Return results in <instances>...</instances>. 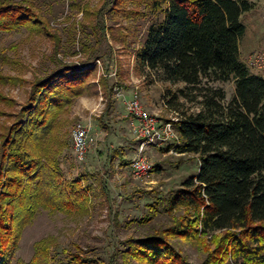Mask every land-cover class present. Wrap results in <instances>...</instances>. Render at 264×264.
I'll use <instances>...</instances> for the list:
<instances>
[{
  "label": "trees",
  "instance_id": "1",
  "mask_svg": "<svg viewBox=\"0 0 264 264\" xmlns=\"http://www.w3.org/2000/svg\"><path fill=\"white\" fill-rule=\"evenodd\" d=\"M163 5L162 20L148 27L134 52L135 65L163 83L183 84L177 93L190 102L199 98L200 109L178 119L174 130L179 143L175 150L197 155L199 167L163 206L166 213L185 209L174 226L124 241L117 256L123 264H188L169 244L170 238L194 239L215 233L209 264L229 260L264 264V77L250 74L238 50L244 34L241 15L252 3L150 0L151 10ZM32 8V0H0V33L23 28L46 31ZM60 64L32 83L26 104L1 138L0 264L11 263L20 233L38 208L86 216L92 196H97L95 183L104 191L99 175H79L72 180L63 176L60 159L68 143L56 138L60 119L89 89L94 67ZM229 81L234 84V94L224 104V92L207 85ZM102 85L108 112L114 106L113 93L104 82ZM121 157L114 150L109 164L120 158L121 165H128ZM160 204L150 208L156 213ZM51 245L47 239L37 242L28 264H47ZM76 259L72 255L68 264H77ZM109 264H115L113 259Z\"/></svg>",
  "mask_w": 264,
  "mask_h": 264
},
{
  "label": "rangeland",
  "instance_id": "2",
  "mask_svg": "<svg viewBox=\"0 0 264 264\" xmlns=\"http://www.w3.org/2000/svg\"><path fill=\"white\" fill-rule=\"evenodd\" d=\"M32 2L35 17L47 26L46 31L23 28L0 33V144L2 135L26 104L36 79L59 63L81 69L94 67L88 79L89 89L62 115L56 138L68 143L60 159L64 178L99 175L105 187L103 191L95 183L97 196H92L86 216L38 208L22 229L10 264H28L34 257L35 244L45 239L52 244L47 264H68L72 255L77 257V264H109L112 259L115 264H123L117 251L121 252L124 241L165 231L183 216L184 208L166 213L163 206L184 181L197 174L199 167L198 156L178 153L175 147L179 143L172 140L146 148L145 157L158 167L152 169L144 182L135 180L129 165L135 157L137 142L130 132L124 101L137 93L145 111L156 116L162 125L196 113L200 109L199 98L190 102L177 93L183 84L163 83L155 74L136 68L134 52L143 42L148 27L162 20L164 5L151 10L150 0ZM249 2L251 9L240 19L244 34L238 44L239 59L251 75L264 77V0ZM96 41L99 44L95 45ZM6 77L11 80H4ZM103 82L113 93L110 99L114 106L108 112ZM207 86L224 92V104L234 94L232 81ZM174 94L176 99L167 104ZM76 122L89 125L95 142L83 163L76 162L72 152L71 132ZM114 150H119L122 161L129 164L121 165L119 158L110 165L109 155ZM159 201L155 213L150 205ZM214 234L194 239L174 237L169 244L188 264H209ZM223 264L243 262L229 260Z\"/></svg>",
  "mask_w": 264,
  "mask_h": 264
},
{
  "label": "built area",
  "instance_id": "3",
  "mask_svg": "<svg viewBox=\"0 0 264 264\" xmlns=\"http://www.w3.org/2000/svg\"><path fill=\"white\" fill-rule=\"evenodd\" d=\"M124 103L126 117L130 122V132L137 142L135 157L129 165L130 173L135 180L144 182L143 180L148 178L153 169V165L145 157L146 148L176 140L174 130L177 119L159 124L157 117L149 114L142 107L137 93H133ZM71 142L75 161L83 163L89 150L95 144L89 125L76 122L72 128Z\"/></svg>",
  "mask_w": 264,
  "mask_h": 264
},
{
  "label": "crops",
  "instance_id": "4",
  "mask_svg": "<svg viewBox=\"0 0 264 264\" xmlns=\"http://www.w3.org/2000/svg\"><path fill=\"white\" fill-rule=\"evenodd\" d=\"M132 94H133V93H132ZM132 94H131V95H132ZM128 121H129V119H128ZM158 146H159V145H158ZM90 150H91V149H90ZM90 150H89V151H90Z\"/></svg>",
  "mask_w": 264,
  "mask_h": 264
}]
</instances>
